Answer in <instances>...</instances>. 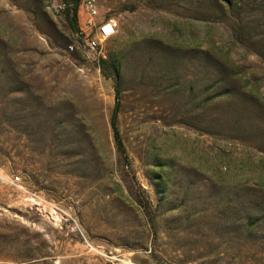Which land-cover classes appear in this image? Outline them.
I'll list each match as a JSON object with an SVG mask.
<instances>
[{"label":"rangeland","instance_id":"1","mask_svg":"<svg viewBox=\"0 0 264 264\" xmlns=\"http://www.w3.org/2000/svg\"><path fill=\"white\" fill-rule=\"evenodd\" d=\"M80 2L0 0V264H264V0Z\"/></svg>","mask_w":264,"mask_h":264},{"label":"built area","instance_id":"2","mask_svg":"<svg viewBox=\"0 0 264 264\" xmlns=\"http://www.w3.org/2000/svg\"><path fill=\"white\" fill-rule=\"evenodd\" d=\"M56 7L64 9V3L60 2ZM80 7L84 20L79 27L78 45H68V51L78 50L83 47L88 53H95L104 57L103 48L106 41L115 35L119 29V19L110 14H101L99 0H81ZM15 180H19L15 176Z\"/></svg>","mask_w":264,"mask_h":264},{"label":"trees","instance_id":"3","mask_svg":"<svg viewBox=\"0 0 264 264\" xmlns=\"http://www.w3.org/2000/svg\"><path fill=\"white\" fill-rule=\"evenodd\" d=\"M79 4V0H74V7L72 11L67 9L66 15L70 22L71 28H76L77 23V6ZM100 62L102 64L103 69H106L110 76L114 79L115 84V106L113 109V113L110 119L111 128L113 130V137L117 145V149L123 153L124 146L121 141L119 132L116 128V118H117V111H118V94H119V78H120V58L117 55H107L105 58H100Z\"/></svg>","mask_w":264,"mask_h":264}]
</instances>
